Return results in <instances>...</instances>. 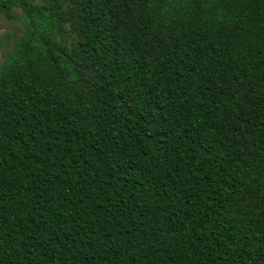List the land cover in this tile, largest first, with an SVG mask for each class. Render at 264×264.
Instances as JSON below:
<instances>
[{
	"label": "trees",
	"instance_id": "trees-1",
	"mask_svg": "<svg viewBox=\"0 0 264 264\" xmlns=\"http://www.w3.org/2000/svg\"><path fill=\"white\" fill-rule=\"evenodd\" d=\"M0 14V264H264V0Z\"/></svg>",
	"mask_w": 264,
	"mask_h": 264
},
{
	"label": "rangeland",
	"instance_id": "rangeland-1",
	"mask_svg": "<svg viewBox=\"0 0 264 264\" xmlns=\"http://www.w3.org/2000/svg\"><path fill=\"white\" fill-rule=\"evenodd\" d=\"M21 31L22 26L19 20L7 19L0 14V63L11 49L14 39L20 36Z\"/></svg>",
	"mask_w": 264,
	"mask_h": 264
}]
</instances>
